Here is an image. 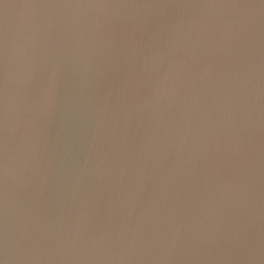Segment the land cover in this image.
<instances>
[{"label": "water", "instance_id": "95a60500", "mask_svg": "<svg viewBox=\"0 0 264 264\" xmlns=\"http://www.w3.org/2000/svg\"><path fill=\"white\" fill-rule=\"evenodd\" d=\"M0 264H264V0H0Z\"/></svg>", "mask_w": 264, "mask_h": 264}]
</instances>
